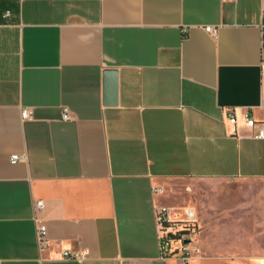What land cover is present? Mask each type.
<instances>
[{"label":"crops","instance_id":"crops-1","mask_svg":"<svg viewBox=\"0 0 264 264\" xmlns=\"http://www.w3.org/2000/svg\"><path fill=\"white\" fill-rule=\"evenodd\" d=\"M262 21L263 0H0V264H264ZM161 207L196 222L189 260Z\"/></svg>","mask_w":264,"mask_h":264},{"label":"built area","instance_id":"built-area-1","mask_svg":"<svg viewBox=\"0 0 264 264\" xmlns=\"http://www.w3.org/2000/svg\"><path fill=\"white\" fill-rule=\"evenodd\" d=\"M262 26H263V30H264V0H263ZM205 29L207 32L211 33L215 37L217 36V29L214 26L208 25V26H206ZM23 116L25 118L29 117L28 110H23ZM63 118L64 119L70 118V115H69L67 110L64 111ZM228 118H229L231 123L237 124L238 116L235 113L233 108L228 109ZM244 122H245L246 126L252 130V135L254 137L264 139V120H258L253 115H251L250 113L247 112L244 116ZM25 157H26L25 154H13L11 156L10 160L12 163H17L21 160H24ZM42 205H43L42 201L37 202V208H41ZM175 217H176L175 212H173V210L170 208L161 207L157 210V221L159 224L161 251H162L163 255H165V256H175L179 260L187 261L192 256V253L190 252V250H188V244L192 241V235L198 231V228L193 229V232L190 235L191 240H186L182 243L180 242L178 245L179 246L178 251L173 253L171 250H172V247L175 244V242L164 240V238H163L164 229L161 226L165 220H170V219H173ZM190 221H193V220H190ZM46 234H47L46 226H38L37 227V238H38L39 244L41 246H45V244L47 243ZM75 255L78 256V254H75Z\"/></svg>","mask_w":264,"mask_h":264},{"label":"trees","instance_id":"trees-1","mask_svg":"<svg viewBox=\"0 0 264 264\" xmlns=\"http://www.w3.org/2000/svg\"><path fill=\"white\" fill-rule=\"evenodd\" d=\"M161 227L164 229V240L175 242L171 250L173 253L178 251V245L180 242L182 243L186 240H191L190 235L192 234L193 229L198 228L195 221L177 217L165 220Z\"/></svg>","mask_w":264,"mask_h":264},{"label":"water","instance_id":"water-1","mask_svg":"<svg viewBox=\"0 0 264 264\" xmlns=\"http://www.w3.org/2000/svg\"><path fill=\"white\" fill-rule=\"evenodd\" d=\"M104 87L106 95V104H116L117 103V93H118V71L116 69H105L104 71ZM188 242V241H187Z\"/></svg>","mask_w":264,"mask_h":264},{"label":"rangeland","instance_id":"rangeland-1","mask_svg":"<svg viewBox=\"0 0 264 264\" xmlns=\"http://www.w3.org/2000/svg\"><path fill=\"white\" fill-rule=\"evenodd\" d=\"M189 244H190V243H189ZM189 244H188V245H189Z\"/></svg>","mask_w":264,"mask_h":264}]
</instances>
